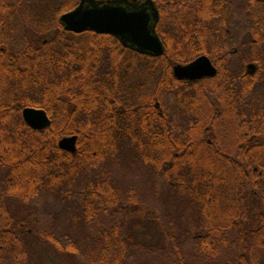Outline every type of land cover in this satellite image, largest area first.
<instances>
[{"label":"trees","instance_id":"1","mask_svg":"<svg viewBox=\"0 0 264 264\" xmlns=\"http://www.w3.org/2000/svg\"><path fill=\"white\" fill-rule=\"evenodd\" d=\"M207 1L191 26L161 18L164 52L152 57L108 35L64 31L59 17L79 0H0V226H32L43 213L62 229L46 243L81 264H264V100L239 86L230 153L202 119L199 97L214 88L172 73L200 56L230 71L217 52L244 48L230 35L263 39L264 0ZM250 61L239 55L238 74ZM26 107L51 125L30 129ZM68 136L74 153L58 148Z\"/></svg>","mask_w":264,"mask_h":264},{"label":"flooded vegetation","instance_id":"2","mask_svg":"<svg viewBox=\"0 0 264 264\" xmlns=\"http://www.w3.org/2000/svg\"><path fill=\"white\" fill-rule=\"evenodd\" d=\"M152 2L154 3L159 16L157 25L162 18L169 24L183 23L184 25L191 26L193 22H199L194 20L195 16L204 12L203 10L206 7L207 2L210 1L152 0ZM220 2H225L226 5L232 4L231 8H249L252 6L254 7V5L259 3L260 0H221ZM239 19H241L240 22L244 21L246 23H248V21L251 22L252 20L248 17H243L236 18L235 21L239 22L237 21ZM240 37H238V35L229 36V39H232L231 41H233V39L234 41L237 40V42L244 46L240 51L236 48H232L225 51L219 50L217 52L218 55L228 56V59L223 60V62L232 64L230 71H227L229 69H226L225 67H221L220 69L222 70L218 71L216 67H214L216 70V75L214 77H203L202 79L194 81H180L187 83L189 86L196 85L195 87H199L200 91L205 90L207 87L214 88L213 91H209V93L206 92V90L201 92L199 97V105L204 112L202 119L204 122H211V131L208 133L216 139L215 143H218L219 149L230 153H237L238 151V146L233 143V139L235 134L238 135L236 132V122L239 86H247L246 89H248L251 97L262 98V100H264V37L262 39L260 36L251 32L242 34ZM244 37H247V39H244ZM244 41L246 42L245 45L243 43ZM248 43H250V46H248L249 49H245ZM241 54H247L251 58V61L242 67V75L240 73L238 74L236 68L238 57ZM233 67L236 68V71H234ZM225 70L226 72H221ZM158 107L159 105L156 103L155 108L158 109ZM206 129H208V127H206ZM243 135H246V133H243ZM207 142L209 144L211 143L210 140ZM1 202L7 208L18 205L17 200L12 196H3ZM7 202L12 203L9 205ZM38 221L41 222L42 219H35L34 225L32 226H0L1 263L7 261V263L10 264H29L31 259L30 245L38 244L37 246H39L40 244H44V242L46 243V237L44 235L52 232L51 230H54L57 234H61L62 229L60 227L54 229L50 226L42 227ZM32 240L34 243H32Z\"/></svg>","mask_w":264,"mask_h":264},{"label":"water","instance_id":"3","mask_svg":"<svg viewBox=\"0 0 264 264\" xmlns=\"http://www.w3.org/2000/svg\"><path fill=\"white\" fill-rule=\"evenodd\" d=\"M158 19L152 0H79L73 10L59 17V23L64 31L108 35L140 55L160 57L164 47L156 33ZM172 73L177 81H194L214 77L216 70L207 56H200L188 64L173 66ZM21 117L35 131H43L51 125L41 109L26 107ZM76 142V136L64 137L58 142V148L74 153Z\"/></svg>","mask_w":264,"mask_h":264},{"label":"rangeland","instance_id":"4","mask_svg":"<svg viewBox=\"0 0 264 264\" xmlns=\"http://www.w3.org/2000/svg\"><path fill=\"white\" fill-rule=\"evenodd\" d=\"M237 21H241V19H239ZM242 22L244 23V21H242ZM241 35H242V33L239 34V37ZM244 39H247V37H244ZM132 160H133V158H131V157H126L125 158L126 164L129 163L128 166H132L133 168H136V167H134L135 166V163L132 162ZM145 175H147V174H144V177H145ZM129 178H134V177H132L131 174H130L129 175ZM139 179L141 180V177ZM2 198H1V200H2ZM7 203L9 205H11L12 202H7ZM17 207H18V205H15L13 207L10 206L9 208L10 209H16ZM41 215H42V217H41ZM40 218L42 219V221L41 222L38 221V222L40 223V225L42 227H46V226L48 227V226H50L48 224V220L45 218V216L43 215V213L41 214L40 212H38V214L34 217L33 220L40 219ZM39 223H37V224H39ZM137 225H138V223H137ZM132 226L133 227L135 226V221L134 220H132ZM136 234H138V233L136 232ZM154 239H155V237L154 236H151V239H150V241L148 243L154 242ZM32 243H34L33 240H32ZM37 245L38 244H36V245H30V257H31V259H30L29 264H81L82 263L80 261V260H82V258H80V256L78 257L79 258L78 259L77 257L70 256V255H67L66 253L56 251V250H54L51 246H49L45 242L42 245L41 244L39 246H37ZM31 247H32V249H31ZM2 263H4V262H2Z\"/></svg>","mask_w":264,"mask_h":264}]
</instances>
